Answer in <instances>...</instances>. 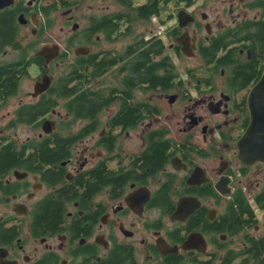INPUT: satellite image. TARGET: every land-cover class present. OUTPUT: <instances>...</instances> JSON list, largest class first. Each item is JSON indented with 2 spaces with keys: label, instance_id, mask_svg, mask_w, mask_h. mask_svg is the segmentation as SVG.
I'll return each mask as SVG.
<instances>
[{
  "label": "flooded vegetation",
  "instance_id": "flooded-vegetation-1",
  "mask_svg": "<svg viewBox=\"0 0 264 264\" xmlns=\"http://www.w3.org/2000/svg\"><path fill=\"white\" fill-rule=\"evenodd\" d=\"M3 19L0 264H264V160L238 145L264 0H13Z\"/></svg>",
  "mask_w": 264,
  "mask_h": 264
},
{
  "label": "water",
  "instance_id": "water-1",
  "mask_svg": "<svg viewBox=\"0 0 264 264\" xmlns=\"http://www.w3.org/2000/svg\"><path fill=\"white\" fill-rule=\"evenodd\" d=\"M12 1L0 0V9ZM249 105L251 122L238 143L239 157L245 163L264 160V74L250 94Z\"/></svg>",
  "mask_w": 264,
  "mask_h": 264
},
{
  "label": "trees",
  "instance_id": "trees-1",
  "mask_svg": "<svg viewBox=\"0 0 264 264\" xmlns=\"http://www.w3.org/2000/svg\"><path fill=\"white\" fill-rule=\"evenodd\" d=\"M7 17V15L6 16H4V18H6ZM6 19H8V18H6ZM8 21V20H5V19H3V21H2V23H1V25H0V27H1V30H5V31H7V29L10 27L6 22ZM148 57H149V54L147 53H144V54H142V56H141V65H142V67H143V65L145 64V62H146V60H148ZM143 74V73H142ZM2 75H6V71H4V69H1L0 68V77L2 76ZM63 156L64 155V152L63 153H61V154H59L58 156ZM60 156V157H61Z\"/></svg>",
  "mask_w": 264,
  "mask_h": 264
},
{
  "label": "rangeland",
  "instance_id": "rangeland-1",
  "mask_svg": "<svg viewBox=\"0 0 264 264\" xmlns=\"http://www.w3.org/2000/svg\"><path fill=\"white\" fill-rule=\"evenodd\" d=\"M84 5V4H83ZM84 7L82 6V9H83ZM62 33V32H61Z\"/></svg>",
  "mask_w": 264,
  "mask_h": 264
}]
</instances>
